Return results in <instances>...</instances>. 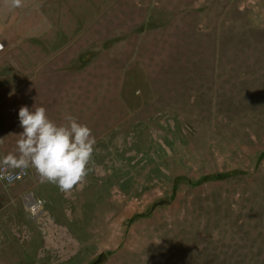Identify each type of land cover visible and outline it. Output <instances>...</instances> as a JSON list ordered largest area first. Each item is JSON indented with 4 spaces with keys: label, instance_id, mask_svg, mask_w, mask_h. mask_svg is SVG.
<instances>
[{
    "label": "rangeland",
    "instance_id": "rangeland-1",
    "mask_svg": "<svg viewBox=\"0 0 264 264\" xmlns=\"http://www.w3.org/2000/svg\"><path fill=\"white\" fill-rule=\"evenodd\" d=\"M36 20L6 48L7 154L22 106L75 117L95 152L70 191L20 184L64 259L0 264H264V0H58Z\"/></svg>",
    "mask_w": 264,
    "mask_h": 264
},
{
    "label": "clouds",
    "instance_id": "clouds-1",
    "mask_svg": "<svg viewBox=\"0 0 264 264\" xmlns=\"http://www.w3.org/2000/svg\"><path fill=\"white\" fill-rule=\"evenodd\" d=\"M8 3L19 8L23 0ZM66 119L68 124H57L49 118L46 108L30 110L22 106L19 121L23 132L17 141L18 154L10 153L0 163L13 169L32 168L42 183L54 184L65 192L72 190L91 171L96 139L87 125L71 115Z\"/></svg>",
    "mask_w": 264,
    "mask_h": 264
},
{
    "label": "crops",
    "instance_id": "crops-1",
    "mask_svg": "<svg viewBox=\"0 0 264 264\" xmlns=\"http://www.w3.org/2000/svg\"><path fill=\"white\" fill-rule=\"evenodd\" d=\"M57 2L58 0H23L21 7L13 8L8 3V0H0V43L5 45L4 52L0 54V83L5 78L10 77L9 75L11 74V70L8 67L9 64H7L9 61L5 60L7 57H10L8 55L9 51L6 48L16 42L18 28H21L22 25L25 27L32 26L33 20L37 22L38 14L43 13L45 8L53 6ZM40 18V23H42L43 18ZM43 22L46 23L45 20ZM5 85L6 83L4 85L0 84V93L6 91L7 87ZM5 123L4 119H0V125ZM6 136L7 134L0 133V157H6L8 155V148L6 149L5 147ZM20 184L23 183L16 184L17 186H6L0 181V248H3V251H0V260L4 258L2 253L5 255L8 248V255L13 253L12 248H30V257L38 259V257L40 258L42 256L45 261H47L49 256L53 259L56 250L60 248L61 259H64L63 249L65 245L63 231L58 227L56 232L53 230L51 235L49 233L50 237H52L50 238L47 236V233L43 232L42 225L37 222L38 220L31 219V213L26 209L23 200V196L29 191ZM19 185L21 188L19 196L14 198V195L17 194H14L13 191L14 195H12L11 191L16 189V187L18 188ZM13 187L15 188L13 189ZM34 189L37 191V187H34L33 191ZM33 194L37 196L35 193ZM43 248H51V250L48 251L46 249L45 254L40 256ZM4 262L5 260L2 261V263Z\"/></svg>",
    "mask_w": 264,
    "mask_h": 264
},
{
    "label": "built area",
    "instance_id": "built-area-1",
    "mask_svg": "<svg viewBox=\"0 0 264 264\" xmlns=\"http://www.w3.org/2000/svg\"><path fill=\"white\" fill-rule=\"evenodd\" d=\"M5 50V45L0 43V54ZM30 175V169H13L0 165V181L6 186H14L25 181ZM25 206L28 203V210L33 220H40L44 217L45 203L41 198L36 197L32 192H28L23 196Z\"/></svg>",
    "mask_w": 264,
    "mask_h": 264
},
{
    "label": "water",
    "instance_id": "water-1",
    "mask_svg": "<svg viewBox=\"0 0 264 264\" xmlns=\"http://www.w3.org/2000/svg\"><path fill=\"white\" fill-rule=\"evenodd\" d=\"M103 254H101L98 258V260L94 264H100L103 261Z\"/></svg>",
    "mask_w": 264,
    "mask_h": 264
},
{
    "label": "trees",
    "instance_id": "trees-1",
    "mask_svg": "<svg viewBox=\"0 0 264 264\" xmlns=\"http://www.w3.org/2000/svg\"><path fill=\"white\" fill-rule=\"evenodd\" d=\"M263 156H264V153L261 155V158H262ZM215 177H217V178H221V177H224V176H215ZM215 177H214V178H215ZM210 178H213V176H212V177H209V178L207 177L206 179L209 180Z\"/></svg>",
    "mask_w": 264,
    "mask_h": 264
},
{
    "label": "bare ground",
    "instance_id": "bare-ground-1",
    "mask_svg": "<svg viewBox=\"0 0 264 264\" xmlns=\"http://www.w3.org/2000/svg\"><path fill=\"white\" fill-rule=\"evenodd\" d=\"M27 205H28V203H27ZM26 205V209H28V206Z\"/></svg>",
    "mask_w": 264,
    "mask_h": 264
}]
</instances>
